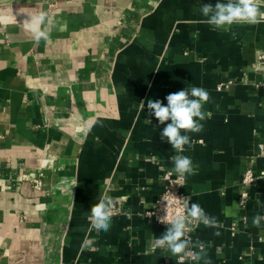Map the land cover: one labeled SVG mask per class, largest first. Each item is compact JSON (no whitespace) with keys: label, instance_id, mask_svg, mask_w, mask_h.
<instances>
[{"label":"crops","instance_id":"crops-1","mask_svg":"<svg viewBox=\"0 0 264 264\" xmlns=\"http://www.w3.org/2000/svg\"><path fill=\"white\" fill-rule=\"evenodd\" d=\"M216 3L0 0V264H181L154 244L169 225L142 216L176 154L161 139L171 121L159 124L147 102L166 106L193 86L208 91L211 116L187 133L180 154L198 170L183 192L222 227L195 224L192 241L211 264H264V220L252 223L264 216V181L238 206L247 168L264 170V23L213 30L201 6ZM39 11L54 23L37 44L23 23ZM90 116L99 123L85 136ZM102 193L124 206L108 232L88 220Z\"/></svg>","mask_w":264,"mask_h":264},{"label":"clouds","instance_id":"clouds-1","mask_svg":"<svg viewBox=\"0 0 264 264\" xmlns=\"http://www.w3.org/2000/svg\"><path fill=\"white\" fill-rule=\"evenodd\" d=\"M264 5L260 0H226L217 3L204 4L201 6V13L206 17V23L213 30L229 31L234 24H249L259 25L264 23V10H261ZM30 19L23 23L24 28L31 33L32 38L38 44L41 40L47 42L50 39L49 27L53 25V19L45 11H39L33 15H29ZM236 33H232L235 38ZM210 99L209 93L202 87L193 86L191 89H183L175 93H170L166 96L167 105L165 106L159 100H149L147 108L159 124L164 125L166 121H171L163 128L161 139H167L175 150L176 154L172 156L174 164L171 170L177 174L182 182L187 175H195L198 170V165H194L189 156L181 155L185 151V145L191 146V137L187 133H199L203 130V124L200 123L211 116V113H206L203 108ZM141 111L144 109V102H141ZM82 129L85 136L91 129L99 123L95 116H90L87 119L81 118ZM151 123V120H148ZM101 126H103L101 124ZM184 133V134H182ZM183 186L182 183H177ZM167 201L165 209L166 215L159 219L162 224H168L166 231L156 238L154 244L156 247L167 249L173 256H177L182 262L185 258L196 261L199 264L203 261L204 264H211L206 251V245L197 240L193 242L188 236L192 230L190 225L194 222L196 225L203 224L208 228H220L222 225L219 221L208 215L199 203H189V198L183 199V213H177L169 218L168 207L170 201ZM177 199V198H176ZM180 200V199H177ZM114 201L107 194L102 193L99 201L92 205L88 220L91 229L97 232H108L111 228V220L113 216ZM151 215V214H150ZM264 216L256 214L252 218L254 226L259 227ZM214 235H220L217 231Z\"/></svg>","mask_w":264,"mask_h":264},{"label":"built area","instance_id":"built-area-1","mask_svg":"<svg viewBox=\"0 0 264 264\" xmlns=\"http://www.w3.org/2000/svg\"><path fill=\"white\" fill-rule=\"evenodd\" d=\"M255 71L264 73V53L263 52H260L257 54L256 61H255ZM230 84H232V82L221 83L219 85V90L220 91L226 90ZM259 88L264 92V82L259 85ZM163 180L165 184L164 190L161 196L156 200L155 206L152 209L146 210L142 213V216L145 219L155 221L158 223H160L159 219L166 215L165 209L167 207V201H165L162 197L170 201V205L168 207L169 218L175 216L177 213L184 212L183 199L188 198V196L183 192V187L185 185L186 178L184 181L181 182L177 174L168 170L163 174ZM258 180L264 181V170L258 171L253 165L247 168L242 178V185L245 187V189L240 193V198L238 202L239 208L245 209L247 207L248 200H249L248 188L252 186ZM177 183H182L183 186ZM35 188L38 190H41L40 181H36ZM176 198L180 200H177ZM123 214H124V206L122 204V201L121 200L114 201L113 216L123 215ZM163 225H168V224H163ZM190 228L192 230L188 233V236L192 239V235L196 228L194 222L190 225ZM231 230L233 233L238 231L237 225L235 223L232 224ZM186 260H191V259L185 258L184 261Z\"/></svg>","mask_w":264,"mask_h":264}]
</instances>
